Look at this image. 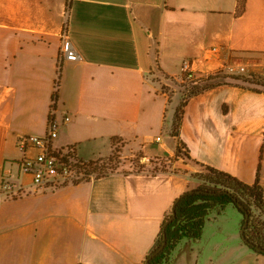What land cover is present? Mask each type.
Returning a JSON list of instances; mask_svg holds the SVG:
<instances>
[{"label":"crops","instance_id":"obj_1","mask_svg":"<svg viewBox=\"0 0 264 264\" xmlns=\"http://www.w3.org/2000/svg\"><path fill=\"white\" fill-rule=\"evenodd\" d=\"M238 3L0 0V180L11 172L28 185L20 197L0 195V264H143L175 199L200 186L192 173L204 164L253 183L262 155L264 187V91L225 84L190 98L180 129L186 156L177 157L167 121L179 92L169 100L166 74L179 77L187 63L205 73L243 59L264 67V0H247L241 14ZM65 24L80 56L62 65L54 113L71 120L55 145L76 144L91 160L109 156L119 136L124 153L140 152L142 162L177 157L182 171L32 187L18 142L47 131ZM242 220L233 204L213 211L200 239L179 242L172 264H264L244 243Z\"/></svg>","mask_w":264,"mask_h":264},{"label":"trees","instance_id":"obj_2","mask_svg":"<svg viewBox=\"0 0 264 264\" xmlns=\"http://www.w3.org/2000/svg\"><path fill=\"white\" fill-rule=\"evenodd\" d=\"M238 1L237 13L241 14L246 8L247 0ZM62 65L63 63L60 62L55 81L52 109L56 108V103L59 98L63 71ZM166 76L173 80L177 78L168 74ZM181 76L184 80L190 81L192 85L176 108L170 129V133L177 138V157L187 155L188 147L181 139L180 129L184 118L185 107L190 98L225 84H236L245 87L240 83L241 81H248L264 86V81H254L251 77L243 74L230 73L225 69L211 73L185 69ZM251 89L264 91V89L259 87H252ZM163 90L168 94L169 100L171 101L172 94L166 91L168 88L165 85H163ZM224 111L227 112L226 105H224ZM112 146L113 151L109 156L89 160L86 165V173L88 175H94L95 173L94 177L99 178L115 173L121 163L120 159L122 155L120 153L122 152L124 141L119 136H113ZM176 158H168L170 165L174 164ZM261 159L262 155L257 168L256 180L253 183L246 182L228 171L207 164H204L203 171L192 173V176L201 180L200 186L196 189L183 192L175 199L171 211L165 216L157 243L153 250L146 255L143 264H172L173 254L179 242L184 238L190 240L200 239L203 235L206 221L213 211L222 213L229 204L237 207L243 215L242 239L244 243L252 250L264 254V251L257 248L258 246L264 248V187L260 180L262 169ZM159 173H168V171L164 170ZM89 179L90 177L86 180ZM170 218L173 219L167 223ZM165 239L167 241L166 245L160 252L156 253L163 245Z\"/></svg>","mask_w":264,"mask_h":264},{"label":"built area","instance_id":"obj_3","mask_svg":"<svg viewBox=\"0 0 264 264\" xmlns=\"http://www.w3.org/2000/svg\"><path fill=\"white\" fill-rule=\"evenodd\" d=\"M60 62L74 61L79 59V52L75 47L69 25L65 24L61 31ZM229 65L231 70L241 71L242 74L251 77L254 81H264V67L258 68L259 64L254 59H246ZM254 64L256 69L249 71V66ZM187 69L188 63H187ZM243 82V81H241ZM245 84L264 88L259 84L243 82ZM55 109L51 111L47 131L43 135L26 134L20 137L18 146L25 154L20 163V169L28 173L32 178V187L39 189H55L69 184H76L93 178L86 173V165L89 161L80 158L77 154L76 144L56 146L61 126L71 120L70 115H65L62 120L55 117ZM157 141L163 140V135L157 136ZM33 149L35 153L27 154ZM185 156V155H183ZM28 185L19 183L11 172H4L0 180V195L6 198H17L27 193Z\"/></svg>","mask_w":264,"mask_h":264},{"label":"rangeland","instance_id":"obj_4","mask_svg":"<svg viewBox=\"0 0 264 264\" xmlns=\"http://www.w3.org/2000/svg\"><path fill=\"white\" fill-rule=\"evenodd\" d=\"M243 60H241L239 62H235L233 65L238 66L239 65L238 63L242 62ZM255 67L256 66L254 64H251V66H249V71L252 69H256ZM225 70L227 72H230V73L242 74L241 71L231 70L230 67L225 69ZM181 75L179 77H177L175 80L167 77V81H163V85H165L168 88V90H166V91H168V93H171L172 97H173V95H175L176 91L179 92L178 96L176 97L175 108L178 107L179 103L186 96V94L188 93V91L192 85V83L190 81L184 80ZM240 83L243 84L245 87L256 88L255 86H251V85L245 84L243 82H240ZM261 89H264V88H261ZM173 106L174 105H172L169 108V113H168L169 116H167L168 117L167 121L169 123L173 122L174 114L176 111ZM164 135L167 136L168 133L165 132ZM120 154L122 155L121 159H120L121 163L115 172H121V173H136V172L159 173V172H163L164 170H166L168 172H180V171H182V169L179 166L174 165V164L170 165L168 159L165 157H155V158L147 159V160H145V162H142L140 152H138V153L137 152H135V153H133V152L124 153L122 151ZM104 157H107V156H104ZM104 157H99L97 159L104 158ZM87 161H89V160H87ZM93 176H95V173ZM231 215H232L231 212H228V216H231Z\"/></svg>","mask_w":264,"mask_h":264},{"label":"water","instance_id":"obj_5","mask_svg":"<svg viewBox=\"0 0 264 264\" xmlns=\"http://www.w3.org/2000/svg\"><path fill=\"white\" fill-rule=\"evenodd\" d=\"M174 214H175V210H174ZM173 218H170L168 221H167V223H169L171 220H172ZM166 239H165V241H164V243H163V245L156 251V253H158V252H160L163 248H164V246L166 245ZM259 250H261V251H264V248L263 247H261V246H258L257 247Z\"/></svg>","mask_w":264,"mask_h":264}]
</instances>
